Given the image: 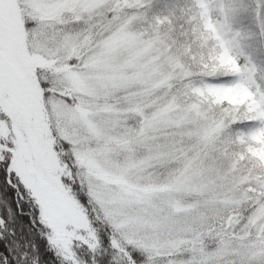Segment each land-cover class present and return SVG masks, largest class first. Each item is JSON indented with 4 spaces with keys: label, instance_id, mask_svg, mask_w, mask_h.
Instances as JSON below:
<instances>
[{
    "label": "snow or ice",
    "instance_id": "6c2138e0",
    "mask_svg": "<svg viewBox=\"0 0 264 264\" xmlns=\"http://www.w3.org/2000/svg\"><path fill=\"white\" fill-rule=\"evenodd\" d=\"M264 0H0V264H264Z\"/></svg>",
    "mask_w": 264,
    "mask_h": 264
},
{
    "label": "trees",
    "instance_id": "16d2710c",
    "mask_svg": "<svg viewBox=\"0 0 264 264\" xmlns=\"http://www.w3.org/2000/svg\"><path fill=\"white\" fill-rule=\"evenodd\" d=\"M165 2H171V0H161V3H165ZM264 58V57H262Z\"/></svg>",
    "mask_w": 264,
    "mask_h": 264
}]
</instances>
